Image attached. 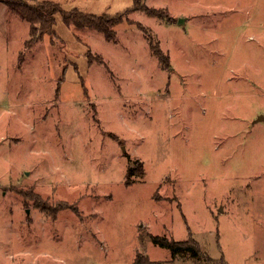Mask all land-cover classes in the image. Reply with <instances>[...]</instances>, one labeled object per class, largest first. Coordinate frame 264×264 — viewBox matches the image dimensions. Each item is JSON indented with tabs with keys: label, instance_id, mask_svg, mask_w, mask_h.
Segmentation results:
<instances>
[{
	"label": "rangeland",
	"instance_id": "obj_1",
	"mask_svg": "<svg viewBox=\"0 0 264 264\" xmlns=\"http://www.w3.org/2000/svg\"><path fill=\"white\" fill-rule=\"evenodd\" d=\"M51 1L125 17L0 0V264H264V0Z\"/></svg>",
	"mask_w": 264,
	"mask_h": 264
},
{
	"label": "trees",
	"instance_id": "obj_2",
	"mask_svg": "<svg viewBox=\"0 0 264 264\" xmlns=\"http://www.w3.org/2000/svg\"><path fill=\"white\" fill-rule=\"evenodd\" d=\"M7 6L18 15L20 14L24 19H26L31 25V36L32 39L29 44H35L39 39H43L45 35L55 34V23L56 16L61 14L63 20L68 25H75L77 28H88L93 31L101 32L104 37L109 41L116 39V27L123 23L125 14L118 13L115 15H97L86 13L82 10H71L66 11L54 1H41L36 2L32 5L27 0H6ZM137 4V2H136ZM135 4L136 10H144L149 15L156 17L161 15V10L152 9L147 6L137 7ZM127 13V12H126ZM152 44V43H151ZM153 52L159 56L161 61L164 57L163 52L160 47H154L151 45ZM190 233V231H189ZM152 239L157 243L161 248L170 249L173 256L179 254L180 251H188L193 253V255H200L203 253L202 248H200L197 240L190 233V237L186 240H169L167 237L152 236ZM211 262L220 263L212 258H208ZM137 261H141L144 264H152L149 258L139 256Z\"/></svg>",
	"mask_w": 264,
	"mask_h": 264
},
{
	"label": "water",
	"instance_id": "obj_3",
	"mask_svg": "<svg viewBox=\"0 0 264 264\" xmlns=\"http://www.w3.org/2000/svg\"><path fill=\"white\" fill-rule=\"evenodd\" d=\"M180 23H181V24L183 23V20H182V19L180 20Z\"/></svg>",
	"mask_w": 264,
	"mask_h": 264
}]
</instances>
